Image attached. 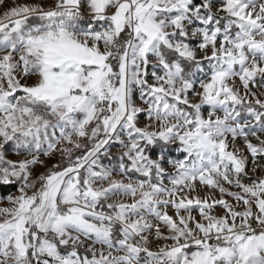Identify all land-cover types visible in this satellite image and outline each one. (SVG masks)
Wrapping results in <instances>:
<instances>
[{
	"label": "snow or ice",
	"instance_id": "6c2138e0",
	"mask_svg": "<svg viewBox=\"0 0 264 264\" xmlns=\"http://www.w3.org/2000/svg\"><path fill=\"white\" fill-rule=\"evenodd\" d=\"M0 7V264H264V0Z\"/></svg>",
	"mask_w": 264,
	"mask_h": 264
},
{
	"label": "rangeland",
	"instance_id": "374dc122",
	"mask_svg": "<svg viewBox=\"0 0 264 264\" xmlns=\"http://www.w3.org/2000/svg\"><path fill=\"white\" fill-rule=\"evenodd\" d=\"M20 2H25V0H20ZM9 6H11L12 4L16 3V0H8ZM6 10V7H0V15L3 14V12ZM141 119H143V117H141ZM113 151H115V149H113ZM11 159H16L15 156H10ZM38 171H43L42 169H38ZM153 247H155V245H153Z\"/></svg>",
	"mask_w": 264,
	"mask_h": 264
},
{
	"label": "trees",
	"instance_id": "16d2710c",
	"mask_svg": "<svg viewBox=\"0 0 264 264\" xmlns=\"http://www.w3.org/2000/svg\"><path fill=\"white\" fill-rule=\"evenodd\" d=\"M173 155H175V153H173ZM104 163H108V161L107 160H105L104 161ZM3 193L2 192H0V195H2Z\"/></svg>",
	"mask_w": 264,
	"mask_h": 264
}]
</instances>
